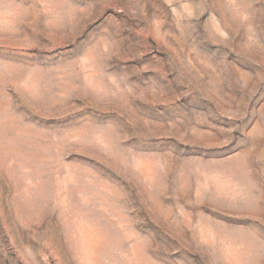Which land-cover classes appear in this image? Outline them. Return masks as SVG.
<instances>
[{"label":"rangeland","instance_id":"obj_1","mask_svg":"<svg viewBox=\"0 0 264 264\" xmlns=\"http://www.w3.org/2000/svg\"><path fill=\"white\" fill-rule=\"evenodd\" d=\"M0 264H264V0H0Z\"/></svg>","mask_w":264,"mask_h":264},{"label":"bare ground","instance_id":"obj_2","mask_svg":"<svg viewBox=\"0 0 264 264\" xmlns=\"http://www.w3.org/2000/svg\"><path fill=\"white\" fill-rule=\"evenodd\" d=\"M142 172V171H141Z\"/></svg>","mask_w":264,"mask_h":264}]
</instances>
